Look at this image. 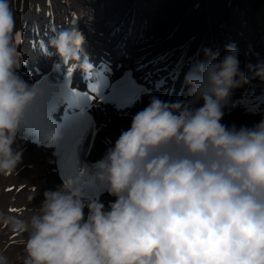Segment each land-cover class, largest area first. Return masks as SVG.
<instances>
[{
	"label": "clouds",
	"instance_id": "obj_1",
	"mask_svg": "<svg viewBox=\"0 0 264 264\" xmlns=\"http://www.w3.org/2000/svg\"><path fill=\"white\" fill-rule=\"evenodd\" d=\"M16 32L9 0H0V176L17 173L25 114L45 118L33 107L41 88L18 75ZM84 45L81 32L64 28L39 51L54 50L87 77ZM203 56L185 74L187 100L150 97L94 163L93 182L115 197L107 208L85 196L77 175L45 190L26 217L0 213V223L26 234L22 264H264V115L251 127L222 124L248 78L235 44ZM250 71L264 81V64ZM40 139L54 146L63 133L54 125ZM0 264H11L2 252Z\"/></svg>",
	"mask_w": 264,
	"mask_h": 264
},
{
	"label": "bare ground",
	"instance_id": "obj_2",
	"mask_svg": "<svg viewBox=\"0 0 264 264\" xmlns=\"http://www.w3.org/2000/svg\"><path fill=\"white\" fill-rule=\"evenodd\" d=\"M14 0H10L9 3L13 5ZM20 2V0H17ZM75 2V6H80L85 13L87 11V6L91 5L94 8H100L99 13H91L87 16L89 18H94L95 16L101 14L102 16H98V25L95 30L98 33L104 32V24L105 21L104 15H110L115 12L110 13L114 7H117L119 3H121L122 11H125L130 7L132 2L128 4L130 1H133L134 5H132L130 9L131 14H135L138 17V10L143 12L146 17L150 20L149 27L152 28V31L157 28L159 32L155 34L159 36H163L166 39L163 41L173 42L174 44H180L186 42V38L193 37L192 46L194 44L202 43L206 49H210L216 53H219L221 56L224 54V47L220 46L218 43V39L222 41L221 35L232 34L236 40H240L239 36H236L233 30L234 28L240 29L239 27H234L243 22L242 31L245 33H254L256 35L255 39L249 37V40L245 39V42L250 44L248 47V57H240L241 51L238 50L239 59L246 63L248 74L250 75L248 78V82L244 84L242 87L235 89L236 92L247 91L248 89H252L256 83L260 82V79L256 81V79H251V75L253 73L250 71V68H255V66L264 64V49H259V45L263 44L264 47V39L260 40L259 30L260 32H264V22L259 19L260 14L264 13V5L263 8L256 10L254 12L255 18H258V21L254 20L253 12L243 13L242 18H235V20H224L223 26H225L228 33L224 30L220 32L214 31L213 29H208L209 24H213L216 16H212L211 9L209 10L210 4L208 0H201L199 6L197 7V14L193 13L194 9L191 7L196 0L192 2L188 0H72ZM82 1L79 5L77 2ZM184 1V3H181ZM245 6L251 8L246 2L243 0ZM188 2V4H185ZM106 3V4H104ZM23 9L21 11H17L15 16L16 23H22V19L27 15H32L30 12L31 7H34L31 0H22ZM18 5V4H17ZM137 8L138 10H135ZM192 8V9H191ZM244 7L241 6L240 9ZM238 9V10H240ZM154 12V13H153ZM208 22V25L202 26V20ZM211 18V19H209ZM202 19V20H201ZM86 20V19H83ZM106 20H109L106 18ZM92 21V20H91ZM211 21V22H210ZM258 23V24H257ZM232 24V26H231ZM94 26V24H93ZM92 26V27H93ZM222 32V33H221ZM173 36V38H172ZM105 43V34L103 37H98ZM176 40V42L174 41ZM153 40L143 39L139 45V54H144L152 47L147 48V46L153 43ZM155 43V42H154ZM161 43V42H160ZM156 44L155 46H157ZM154 47V46H153ZM237 48H240V45H237ZM245 54V53H244ZM243 54V56H244ZM250 72V73H249ZM247 76V75H246ZM253 87L250 85L253 84ZM261 88H264V85L261 84ZM263 92V91H262ZM96 118L98 123L104 122L103 129L99 132L98 138L96 140V145L94 150L92 151V157H96L95 149L98 147V150H102L108 144V141H112L114 144L115 140L120 135V130H127L130 126L131 117L121 116V114L115 113L109 107L98 106L95 108ZM261 119V115L254 116H246L241 114L238 110H234L230 116H227L221 123L226 126L235 125L237 128L241 126L251 127L252 125L259 122ZM14 147H17L22 152L21 163L17 167V173L12 174L11 176H0V185L8 186L12 184L14 188H20L22 192L26 194L29 199V204H36V200L41 202L42 195L40 192H44L48 189H55L59 184L55 174L53 173V152L52 150L35 148L29 146L25 142H21L16 139V144ZM34 187V188H33ZM20 198V197H18ZM105 199H113L108 194L104 196ZM9 203L7 197L5 195H0V213L5 215H11L10 212L6 210L7 204ZM86 212V210H85ZM28 211H23L19 218L26 217L28 215ZM15 217H18L15 215ZM10 228L9 225L0 223V252L7 255L9 260L12 261L15 257L19 258V252L16 247H12L7 245L10 242V238L5 237L3 232L7 231ZM26 234L20 233L16 238H23ZM15 238V239H16ZM17 240V239H16ZM16 263V261H15Z\"/></svg>",
	"mask_w": 264,
	"mask_h": 264
},
{
	"label": "rangeland",
	"instance_id": "obj_3",
	"mask_svg": "<svg viewBox=\"0 0 264 264\" xmlns=\"http://www.w3.org/2000/svg\"><path fill=\"white\" fill-rule=\"evenodd\" d=\"M229 0H216L215 1V4L216 5H219L218 6V9H224L223 5L225 2H227ZM232 3L229 5L230 7L229 8H232V7H237V9H239V3H238V0H230ZM247 4L251 7L252 10L256 11V10H259L260 8L262 9L263 8V5H264V0H247ZM228 11V10H227ZM228 16V15H227ZM260 18L262 20L263 18V22H264V13L260 14Z\"/></svg>",
	"mask_w": 264,
	"mask_h": 264
},
{
	"label": "snow or ice",
	"instance_id": "obj_4",
	"mask_svg": "<svg viewBox=\"0 0 264 264\" xmlns=\"http://www.w3.org/2000/svg\"><path fill=\"white\" fill-rule=\"evenodd\" d=\"M15 40H16V43H17V44L20 43V34H19V32L15 33ZM67 73H68V75L70 76L71 73H72V68H68V69H67ZM90 99H91V97H90Z\"/></svg>",
	"mask_w": 264,
	"mask_h": 264
}]
</instances>
